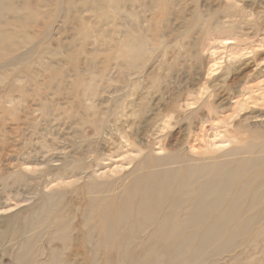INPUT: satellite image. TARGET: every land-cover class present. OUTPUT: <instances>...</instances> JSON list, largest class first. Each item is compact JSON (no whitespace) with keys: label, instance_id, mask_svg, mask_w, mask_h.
I'll use <instances>...</instances> for the list:
<instances>
[{"label":"rangeland","instance_id":"rangeland-1","mask_svg":"<svg viewBox=\"0 0 264 264\" xmlns=\"http://www.w3.org/2000/svg\"><path fill=\"white\" fill-rule=\"evenodd\" d=\"M229 169L238 189L264 174V0L2 6L0 264H264V199L211 239L220 227L185 223L168 258L115 255L123 236L151 241L136 233L139 178Z\"/></svg>","mask_w":264,"mask_h":264},{"label":"bare ground","instance_id":"bare-ground-1","mask_svg":"<svg viewBox=\"0 0 264 264\" xmlns=\"http://www.w3.org/2000/svg\"><path fill=\"white\" fill-rule=\"evenodd\" d=\"M8 1H12V0H0V10L2 9V6ZM233 171L229 169L227 171L217 173L216 170L217 174L216 173L214 174L212 171H209L206 174L208 178L206 180H203L206 176L203 177V179H199L196 177L193 178L192 176L193 174L192 173L187 174V172L180 173L178 177L176 175L174 176L172 175L173 177H169L167 173L162 175L150 173L145 177L142 176L141 178H139V182L141 183V185L140 187L137 188L139 189L138 199L140 201V204L138 205L137 216L140 218V222L138 226L139 228L137 229L136 233L138 234V236L140 235L142 236L143 232H145L146 230L152 227L151 233L148 234L150 239L147 236L148 239L151 241L149 242L148 240L149 243L144 241L139 246L137 244V247L129 249L127 245L130 244L131 242L130 241L131 235H129L127 238L126 236L123 237L121 236L122 239L117 241V246L119 247V251H117L115 255L120 257V259H123L124 256L127 257L126 258L127 262L129 259H130L129 261H139L145 257L148 258L151 256L157 257L158 255H160V253H162L163 255L162 257L168 258L170 256L171 251L179 250V248H175L176 247L174 246L175 242L174 243L172 242L175 241L177 238H182V235L187 233L186 231L187 229L185 228L187 223H191L190 225L188 224L189 225L188 228H191L192 226H196V225H204L206 223L208 224V222H211V225L209 226L211 227V229L218 228L220 226L223 227L235 221V219L233 218L234 215L238 213L241 214V212L253 210L256 207H259L264 199V190L262 191L260 190L261 187L262 188L264 187V174L258 177V179L259 178L260 179L258 181L256 180L257 182L255 181L256 184L258 185V189H254L251 187V185H253L252 184L253 182L251 183L250 180L247 179V177L246 180L244 179L243 181H241L243 182L242 187L238 189V187H236L235 180L232 181V178L234 177ZM243 171H245V169L244 170H242L241 168L236 169L237 174L235 175H238L239 173L240 176H242L241 174L243 173ZM143 178H145V180ZM148 182L149 184H147ZM233 182L235 183V186H233ZM132 185L134 190L135 186L134 184ZM172 185L174 188L172 187ZM227 191L229 193L231 192L232 200L230 203H228V207L226 206L227 209L224 212L221 210L222 208L220 209V207H222L221 206L222 202L220 197H222L223 194ZM154 193H156L160 198H162L161 202H152V203L149 201L146 202L147 197L153 195ZM213 194L214 196H212ZM246 196H249L250 198V202L248 205L247 204L244 205V203L240 201V199ZM228 198H230V196ZM175 199L176 201H174ZM182 199L183 202L185 199L193 200L192 202L195 201L194 203H191L188 206V211L186 210L183 211V208L181 207ZM222 199L224 201V198ZM198 200L199 203H196V201L198 202ZM200 200L204 202L201 203ZM210 209L211 211L206 213V211ZM152 210L153 212H151ZM219 210L222 211L220 214L218 213L219 217H214L215 213L218 212ZM166 211L167 214H165ZM197 212L198 213L201 212V218L198 220L192 219L190 217L191 214L193 213L196 214ZM145 213L148 214L151 213L152 214L151 216L153 217L148 218L145 216L146 215ZM126 217L127 216H125L122 219V222L120 221L117 224L116 229L108 225L106 230L108 235L107 241H112L115 232H119L120 234L121 230L118 229L122 227L124 228V225L127 224V223L125 224L124 221ZM128 225H130L129 231L127 232L129 234L132 231H134L133 229L135 225L130 223ZM176 228H179L180 230H178L173 237L172 231ZM223 230L224 228L223 229L221 228L219 230V233H215L212 235H205L204 238H207L209 236V238L211 239L212 236L215 237L218 234L223 235ZM136 233L134 235H137ZM196 235H191L188 238L200 237V235L199 236ZM183 241L184 243H186L187 240L184 239ZM159 245L165 246V249L163 251H160L162 248ZM159 248L161 249L159 250ZM126 249L127 251H125Z\"/></svg>","mask_w":264,"mask_h":264}]
</instances>
